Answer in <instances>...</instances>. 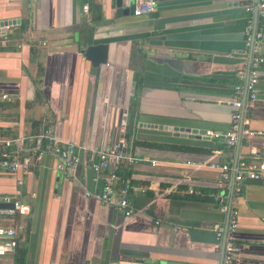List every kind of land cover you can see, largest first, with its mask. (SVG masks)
<instances>
[{"label": "crops", "instance_id": "obj_1", "mask_svg": "<svg viewBox=\"0 0 264 264\" xmlns=\"http://www.w3.org/2000/svg\"><path fill=\"white\" fill-rule=\"evenodd\" d=\"M157 4L153 14L136 17L118 16L116 0H0V23L30 22L28 41L0 51V127L16 134L0 140V150L12 141L11 150L31 153L28 138L39 121L41 133L76 144L82 158L71 174L57 170L50 152L30 170L0 173V199L9 195L32 208L19 215L18 248L0 264H18V252L25 264H221L216 228L228 222L222 207L235 184L232 178L223 186L220 170L192 164L264 161V63L245 122L262 135L222 152L216 148L226 142L205 133L230 130L229 102L247 75L255 29L264 57V17L247 12V0ZM98 43L108 45V62L95 66L85 51ZM32 47L41 68L31 62ZM107 150L139 159L129 217L99 199L121 159L111 155L100 173L87 164ZM241 189L234 264H264V180H247Z\"/></svg>", "mask_w": 264, "mask_h": 264}, {"label": "built area", "instance_id": "obj_2", "mask_svg": "<svg viewBox=\"0 0 264 264\" xmlns=\"http://www.w3.org/2000/svg\"><path fill=\"white\" fill-rule=\"evenodd\" d=\"M157 0H135L134 2V16L141 17L145 15L153 14L157 9ZM85 10H88V5L84 6ZM258 11L259 17H264V0H247L246 11L254 13ZM13 22H1L0 23V38L2 43H7V33L14 27ZM0 41V42H1ZM249 44L252 42V38L248 40ZM260 47L254 45V56L251 62L250 75L247 80V75L242 76V83H239L234 87V94L229 102L233 108L231 128L226 133L206 131V135L223 139L229 146H235L239 140V134L241 132L242 137H254L262 135V132H253L245 126V122L249 117V110L251 105L258 100L259 97V69L264 63V57L259 53ZM244 81V82H243ZM3 98L7 101H11L10 97L5 95ZM243 121V128L241 130V123ZM32 144L35 145L34 150L31 153L22 155V149L10 151L12 141L6 142L4 147L0 150V173L18 174L21 171L30 170L34 167V159H40V157L47 152L57 157V170L62 173H73L82 163V158L78 150V146L69 142H60L54 132L46 130L43 133L28 138ZM111 155H115L119 159H127L130 163H136L138 158L127 157L117 150L100 151L96 158H92L87 161L96 173L106 171L110 168L109 158ZM155 166L156 161H151ZM198 167L209 166L213 169L220 170L222 185L225 182L233 178L235 184L233 194L228 204H224L223 211H228L227 227L219 226L216 228V234L220 242H223L224 237L225 245L221 264H234L237 255L240 252V248L233 242L231 235H233L238 228L239 212L236 208L238 204L237 196L241 193V186L247 180L260 181L264 180V161L258 163H251L249 165H243L241 167L232 166L231 163H193ZM118 181V176L115 173H111L106 180L99 199L107 204L117 206L124 214L129 217L133 214L131 208L130 192L128 189H123L118 192L115 189V185ZM19 185L23 182L19 181ZM192 192V190H191ZM0 203H6L13 205L12 208H0V217H15L17 215H30L31 205L22 203L15 200L11 196L7 195L0 199ZM18 231L16 228L10 226H0V258L6 257L9 254H13L18 248Z\"/></svg>", "mask_w": 264, "mask_h": 264}, {"label": "trees", "instance_id": "obj_3", "mask_svg": "<svg viewBox=\"0 0 264 264\" xmlns=\"http://www.w3.org/2000/svg\"><path fill=\"white\" fill-rule=\"evenodd\" d=\"M30 22L28 19H23L18 25H15L8 33H7V45L5 47L0 46V51L2 52H11L16 50V48L12 47V45L14 44V42L19 41V40H23L26 39L28 41V39L26 38V32L29 28ZM1 41V40H0ZM30 42V41H29ZM34 44V43H32ZM39 50L36 47H32V51H31V62L35 63L38 65V67L40 66L41 68V64L37 61L38 58V52ZM34 131H33V135L37 136L39 134H41V132L44 129H41L40 126V122L39 121H34ZM12 138H16V134L13 132H10L8 129L2 128L0 127V140L2 141H6V140H11ZM140 146H145V147H149V148H158V149H166V150H181V151H196V149H190V148H186V147H181V146H175V145H161V144H155V143H146V142H139L138 143ZM4 146V145H3ZM35 148L34 144L29 145V147L27 146V151L32 152ZM213 150H204V152L208 153V154H212L214 152ZM216 149H220L222 150V152L224 151H229L228 145L227 143H225L224 145L216 148ZM10 151L11 148H9ZM135 163H130L127 159L121 160V162L119 163L117 169L114 171V173L118 176V181L115 185V189L117 191H122L123 189H128L129 192H131L135 187H137L138 185H140V183L136 182L135 179H133V175H134V167ZM19 215L15 216V217H0V221L4 220V222H12L10 227H14V228H18L19 224H17V219H18ZM6 224L0 223V226H3ZM8 226V225H6ZM17 259H18V264H25L24 261V256L23 254H21V252H18L16 254Z\"/></svg>", "mask_w": 264, "mask_h": 264}, {"label": "water", "instance_id": "obj_4", "mask_svg": "<svg viewBox=\"0 0 264 264\" xmlns=\"http://www.w3.org/2000/svg\"><path fill=\"white\" fill-rule=\"evenodd\" d=\"M130 2H131V5L126 6L124 4L123 0H116V8H117V15L118 16L134 15V10H135L134 3L132 0H130ZM255 17H256V20L259 18L257 10H255ZM255 44H256V29L254 31V36H253L252 42L250 44V54H249V61H248V68H247V80H248L249 75H250L251 62H252V59L254 56V45ZM85 57L89 61H91L93 63V65H95V66H99L101 64H106L108 62V45L103 44V43L91 45L85 51ZM242 126H243V121L241 123V130L243 128ZM186 132H191V129H187ZM205 133H206V131H205ZM241 140H242V134L240 132L237 146L240 145ZM237 164H238V162H236V166H237ZM12 207H13V205L6 204V203H0V208H12ZM226 227H227V225H226ZM225 239H226V235H225L224 240L222 242V251L223 252H224ZM173 264H180V263H173Z\"/></svg>", "mask_w": 264, "mask_h": 264}]
</instances>
